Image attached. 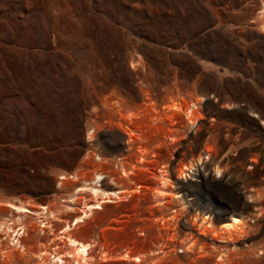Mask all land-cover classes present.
Returning <instances> with one entry per match:
<instances>
[{
  "label": "rangeland",
  "instance_id": "rangeland-1",
  "mask_svg": "<svg viewBox=\"0 0 264 264\" xmlns=\"http://www.w3.org/2000/svg\"><path fill=\"white\" fill-rule=\"evenodd\" d=\"M0 264H264V0H0Z\"/></svg>",
  "mask_w": 264,
  "mask_h": 264
},
{
  "label": "bare ground",
  "instance_id": "bare-ground-1",
  "mask_svg": "<svg viewBox=\"0 0 264 264\" xmlns=\"http://www.w3.org/2000/svg\"><path fill=\"white\" fill-rule=\"evenodd\" d=\"M174 107V106H173ZM190 112V111H189ZM92 189V191L93 192H97L98 193V191H100L101 189L100 188H98V187H92L91 188ZM105 192V191H104ZM111 192H113L114 193V191H111ZM116 192V191H115ZM103 193V192H102ZM105 193H107V192H105ZM117 193V192H116ZM99 194V193H98ZM97 206H99L100 207V204H99V202H97V203H94V204H91V205H89V207L91 208V207H93V208H95V207H97ZM17 207V206H16ZM18 209V208H17ZM24 211H26V210H28V211H32V210H30V209H28V208H22ZM82 218V217H81ZM240 218H238V217H234V222H236V221H238ZM240 221V220H239ZM236 223H238V222H236ZM230 225H232V223H229ZM73 241V243L75 242V243H79L80 244V246L79 247H77L75 250H76V252H84V251H86V248H87V246H86V244L85 243H81V242H77L75 239H73L72 240ZM137 258V260H139L140 258L139 257H136Z\"/></svg>",
  "mask_w": 264,
  "mask_h": 264
}]
</instances>
